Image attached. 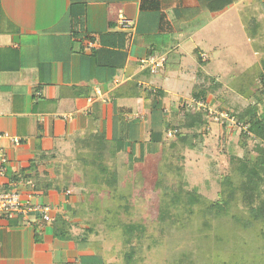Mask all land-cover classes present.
Listing matches in <instances>:
<instances>
[{
  "label": "crops",
  "instance_id": "crops-1",
  "mask_svg": "<svg viewBox=\"0 0 264 264\" xmlns=\"http://www.w3.org/2000/svg\"><path fill=\"white\" fill-rule=\"evenodd\" d=\"M232 16L250 47L257 38L264 45V0H0V192L21 178L32 184L16 188L22 195L51 206L53 219L65 213L81 200L83 178L69 158L86 155L80 140L96 131L136 141L117 157L146 159L151 132L170 117L162 112L193 98L206 77L221 83L205 69L220 61ZM150 55L165 59L157 75L140 68ZM37 218H1L0 264H110L88 242L55 238L53 221Z\"/></svg>",
  "mask_w": 264,
  "mask_h": 264
},
{
  "label": "rangeland",
  "instance_id": "rangeland-1",
  "mask_svg": "<svg viewBox=\"0 0 264 264\" xmlns=\"http://www.w3.org/2000/svg\"><path fill=\"white\" fill-rule=\"evenodd\" d=\"M235 18L232 16L235 27L221 35L220 61H211L205 69L221 76L219 80L224 85L208 95L207 101L215 111L234 114L257 102L261 113L264 83L257 77L260 65L253 58V49L257 53L254 57L263 58L264 45L256 46L260 42L257 38L254 48L250 47L237 19L235 25ZM235 71H245V76L233 77ZM235 86L238 89L247 86L248 94L237 93ZM166 109H169L168 105ZM162 115L172 116V111L162 112ZM180 119L181 116L173 122V128H162L161 131L164 134L169 130L181 133L177 126ZM189 134L194 135V132ZM196 134L201 138H193L195 146L192 148L178 143L172 146L177 138L175 135L162 144H149L155 153L143 150L148 155L141 162L126 161V157L117 155L107 159L108 168L118 174L114 190L105 185L95 186L89 178L83 177L80 189L75 190L81 200L65 214L71 222L72 235L78 239L86 237V241L110 264H125L127 254H130L131 261L127 259L132 262L130 264H264L262 227L254 223L248 230H241L233 220L234 217L247 218L239 194L231 210L224 213L226 215L206 214L209 204L225 200L222 191L226 178H230L233 186L239 183L231 159H255L259 155L258 140L253 136L245 140L239 128L232 124L224 127L206 114L203 127ZM144 135L146 138L147 134ZM79 153L69 160L85 173L89 170L87 154ZM185 192L200 196L201 205L188 209L185 199L179 201L173 197V194ZM171 201L177 208L172 206L170 218L161 224L159 209ZM191 210L193 212H189ZM73 211L76 218L71 217ZM122 224L139 225L142 231L133 234L130 243H125L127 236L122 234Z\"/></svg>",
  "mask_w": 264,
  "mask_h": 264
},
{
  "label": "trees",
  "instance_id": "trees-1",
  "mask_svg": "<svg viewBox=\"0 0 264 264\" xmlns=\"http://www.w3.org/2000/svg\"><path fill=\"white\" fill-rule=\"evenodd\" d=\"M255 23L253 19L252 24ZM254 31V26L252 27ZM261 73L258 74L260 82L264 83V57L260 62ZM241 76H245L242 74ZM205 78V77H204ZM249 78V76H248ZM252 78V77H250ZM203 84L196 88V92L193 94V98L208 100V95L215 93L217 89L222 88L224 85L220 82H217L214 78L206 77L203 80ZM237 88V86H235ZM234 88V87H233ZM234 88L236 92H241V94L248 92V87L242 86L241 88ZM233 90V89H232ZM233 90V91H234ZM161 95L163 93H160ZM248 94V93H246ZM247 96V95H246ZM259 103L249 104L245 109L240 113L234 114L231 113V116L235 117L237 123H240L244 126H247V131L243 132L242 129H239L241 136L245 140L249 139V136H253L254 139L258 140L259 145L256 146V149L259 155L255 159H239L232 158L231 164L234 165L233 173L236 177L239 178V183L236 186H233L230 178H226L223 183L222 193L225 195V200L221 203L216 202L214 204H209L206 208V214H214L217 217L224 216L226 212L230 211L233 203L237 200L238 194L240 195V200L243 206L246 208L247 218H237L234 217V222L241 230H248L252 227L254 223H258L264 232V109L261 113L258 111ZM178 109V110H177ZM172 111V116L169 119L164 121L163 128L169 129L173 128V122L181 116L180 121L178 122V127L181 128V133H176V141L172 143V146L175 144H181L182 146L194 147L192 141L196 138L200 139L201 136L196 134V131L201 129L204 124L205 114L195 109H189L186 107H180ZM173 118V119H172ZM229 124L224 125L227 127ZM194 132V135L189 133ZM193 134V133H192ZM125 137L121 140H107L105 135L99 131H96L92 134H89L87 137H84L80 140L81 146L87 149V158L89 170H85V173H82L84 178H89V182L95 186L105 185L108 188L114 190L118 184V174L114 170H110L106 164L107 159L114 158L119 152L126 151L128 146H134L135 142L131 145L126 143ZM194 138V139H193ZM169 139L167 133L162 131L151 132L150 134V144L156 146L162 144L163 141ZM118 144V148L116 145ZM155 153V151H151ZM86 163V162H85ZM87 166V165H86ZM66 185V184H65ZM35 186L39 189L49 190L54 189L57 191H63V188L54 186L49 181L36 180ZM173 197L179 201L185 199V204L188 209L195 205H201V197L195 193H177L173 194ZM183 198V200H182ZM161 205L159 209L158 221L161 224H165L170 218V208L173 206L172 201ZM79 205V204H78ZM178 205V204H177ZM177 208L176 206H173ZM71 209V206H67L65 213H58L53 219V236L59 240H78L81 242H87L86 237L78 239L72 236L71 233V222L65 214ZM73 211L71 217H77V214ZM189 212H193L192 210ZM223 212V213H222ZM219 213H222L221 215ZM74 214V215H73ZM122 234L127 236L125 243L131 242V237L133 234L140 233L142 227L139 225L131 224H122ZM130 254H127V259H129ZM126 257L124 258L125 264H130L132 262L127 261ZM131 261V260H130Z\"/></svg>",
  "mask_w": 264,
  "mask_h": 264
},
{
  "label": "built area",
  "instance_id": "built-area-1",
  "mask_svg": "<svg viewBox=\"0 0 264 264\" xmlns=\"http://www.w3.org/2000/svg\"><path fill=\"white\" fill-rule=\"evenodd\" d=\"M120 25L122 27H128V22L124 18H120ZM204 58V57H203ZM165 65V59L159 56H148L146 59L141 61L140 68L143 70H147L151 75H157ZM180 107H186L189 109H195L196 111L202 112L206 114L213 122L221 123L222 126L231 124L235 128L242 129L243 132L247 131V126H244L240 123H237L235 117L231 116V113L228 111L218 112L209 106V102L207 100L195 99L191 98L183 102ZM177 130H169L167 132V137L172 138L176 135ZM0 134V139L2 138ZM15 144H18L17 140H14ZM7 158L5 153L0 150V177H5L7 174L6 166ZM7 182V190H3L0 192V221L1 218L12 219L14 217H21L27 223H30L29 217L33 214L37 215L36 223H47L53 221L52 217V207L49 205H38L32 202V196L22 195L18 189L19 186L22 185H31L30 182L24 183L21 178L13 180L12 178H8ZM68 194V192H67ZM40 222V223H39Z\"/></svg>",
  "mask_w": 264,
  "mask_h": 264
}]
</instances>
